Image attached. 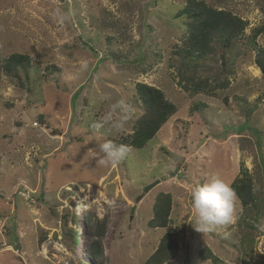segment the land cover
Returning <instances> with one entry per match:
<instances>
[{
  "label": "rangeland",
  "instance_id": "374dc122",
  "mask_svg": "<svg viewBox=\"0 0 264 264\" xmlns=\"http://www.w3.org/2000/svg\"><path fill=\"white\" fill-rule=\"evenodd\" d=\"M205 1L248 24L230 49L189 61L173 52L184 0H0L1 55L22 52L33 61L23 86L0 76V264H144L167 230L178 251L166 264H209L199 256L204 246L232 264H264V74L247 41L264 23V0ZM256 41L264 45V32ZM192 71L227 74L229 85L192 94L178 84ZM138 81L163 90L177 111L119 165H101L97 144L131 132L142 112ZM121 99L135 112L117 131L111 125L120 111L111 106ZM95 123L103 124L99 132ZM245 171L257 208L237 199L234 224L197 232L192 191L213 175L231 184ZM161 192L171 195L170 223L152 228ZM104 218L96 257L88 243Z\"/></svg>",
  "mask_w": 264,
  "mask_h": 264
},
{
  "label": "trees",
  "instance_id": "16d2710c",
  "mask_svg": "<svg viewBox=\"0 0 264 264\" xmlns=\"http://www.w3.org/2000/svg\"><path fill=\"white\" fill-rule=\"evenodd\" d=\"M176 17L181 20L183 31L180 36V43L174 46L173 52L189 61L216 55L221 50L230 49L236 41L244 36L248 24L245 19L230 10L211 6L205 0H184L183 6L176 12ZM263 32L264 23L253 27L247 41L255 53V64L264 74V45H259L256 41L257 36ZM32 66V58L27 53L12 52L5 57L0 53V76L9 77L20 86L30 80ZM228 68L229 65L224 66L225 71ZM48 70L54 71L55 66L50 65ZM178 84L192 94L215 95L216 90L228 87L229 79L227 74H224L221 79H212L207 75L192 71L182 73ZM134 89L142 109L141 114L132 123L131 132L108 136L107 140L128 145L130 148H142L155 136L169 117L177 111V106L165 96L163 90L154 85L138 81L135 82ZM262 102L264 103V98ZM199 106L204 105L197 104L193 108L197 109ZM38 120L42 122V117L39 116ZM230 185L235 189L237 199L244 209L247 207L257 208L253 179L247 171L235 178ZM171 203L172 199L169 193L161 192L156 195L152 206V217L148 221L150 227H168ZM71 220L75 221L73 215ZM105 230L106 219L96 220L93 231L95 237L88 243L89 251L93 256L100 257L103 254L101 238L104 236ZM68 236L73 245H76L77 231L70 228ZM177 251V240L174 234L167 230L162 234L157 246L146 258L144 264H166L176 256ZM199 256L201 260H207L209 264H232L214 255L207 246L200 249ZM98 264H101L100 260ZM239 264L256 263L250 259L242 258Z\"/></svg>",
  "mask_w": 264,
  "mask_h": 264
},
{
  "label": "clouds",
  "instance_id": "9594fccd",
  "mask_svg": "<svg viewBox=\"0 0 264 264\" xmlns=\"http://www.w3.org/2000/svg\"><path fill=\"white\" fill-rule=\"evenodd\" d=\"M87 63L81 65V71L87 70ZM119 109L120 115L112 123V128L123 129L133 117L134 106L125 99L117 101L111 106L112 112ZM108 120L112 119L111 113ZM103 127L95 123L92 128L99 132ZM98 163L107 166L119 165L130 153V146L116 143L113 140H104L97 144ZM237 200L235 189L219 176L213 175L206 183L196 187L191 194L192 209L195 214V230L199 233H209L219 228L235 223L234 206ZM264 229V223L260 225Z\"/></svg>",
  "mask_w": 264,
  "mask_h": 264
},
{
  "label": "water",
  "instance_id": "95a60500",
  "mask_svg": "<svg viewBox=\"0 0 264 264\" xmlns=\"http://www.w3.org/2000/svg\"><path fill=\"white\" fill-rule=\"evenodd\" d=\"M158 182V180L154 181L153 183H151L150 185L145 187V191H147L149 188H151L153 185H155ZM133 210V209H132Z\"/></svg>",
  "mask_w": 264,
  "mask_h": 264
}]
</instances>
